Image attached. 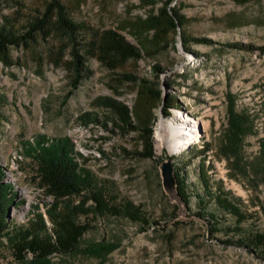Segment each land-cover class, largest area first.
Here are the masks:
<instances>
[{
  "label": "rangeland",
  "instance_id": "374dc122",
  "mask_svg": "<svg viewBox=\"0 0 264 264\" xmlns=\"http://www.w3.org/2000/svg\"><path fill=\"white\" fill-rule=\"evenodd\" d=\"M43 1L0 0V21L3 16L14 17L19 28ZM62 1L73 19L99 30L115 28L132 43L136 38L130 21L160 4V0L153 5L143 4L144 0ZM174 3L184 20L168 33L165 47H149L148 53L142 51L140 57L114 67L87 57L89 74L65 98L69 76L64 66L51 60L58 44L54 33L27 47L9 46L11 62L0 60V167L15 193L7 221L25 222L31 205L43 208L51 201L24 152L37 133L69 136L80 152L79 164L99 181L106 199L115 205L128 202L143 217L82 213L77 220L88 227L77 249L50 254L48 264H264V241L252 238L255 232H264V52L220 45L264 44V0ZM180 32L208 36L214 42L183 44ZM150 34L142 36L147 39ZM156 64L159 69L154 71ZM125 74L146 77L152 86L163 88L162 105L153 107L151 156L135 153L144 150L142 128L118 125L115 110L95 101L112 97L130 107L136 82L125 79ZM230 100L248 124L247 132L235 141L227 130ZM162 119H175L179 129L187 123L193 132L179 152L159 146L156 131ZM200 163L207 194L198 172ZM174 169L189 194L186 206L178 205L174 193ZM217 189L245 211L244 218L216 205ZM201 208L204 215L197 213ZM207 211L215 216L208 218ZM93 242L114 247L103 255L82 251ZM30 256L27 252L23 260L16 259L6 235L1 236L0 264H30Z\"/></svg>",
  "mask_w": 264,
  "mask_h": 264
},
{
  "label": "trees",
  "instance_id": "16d2710c",
  "mask_svg": "<svg viewBox=\"0 0 264 264\" xmlns=\"http://www.w3.org/2000/svg\"><path fill=\"white\" fill-rule=\"evenodd\" d=\"M158 0H144L143 4L153 5ZM172 3V4H171ZM154 9V10H153ZM184 15L175 5L174 0H160L156 8H152L145 16L136 17L130 21L131 30L136 43L126 40L115 28L96 29L83 21L73 19L62 0H44L40 9L21 22L16 28L14 17L3 16L0 21V60L4 64L11 62L9 46L22 45L27 47L38 37L45 40L54 33L58 44L51 55L55 65L66 68L69 76L68 88L63 94L67 97L86 77L90 69L85 60L89 56L96 57L102 64L114 67L128 58H138L142 51L148 53L149 47H165L168 33L179 28ZM151 31L149 37L143 38V32ZM183 44L189 41L212 43L214 40L204 35H189L180 32ZM221 46L243 49H258L264 52V44L254 45L242 41H225ZM158 65L153 66L157 71ZM125 79L136 82V93L129 107L127 104L112 97H100L95 101L110 107L118 114V125H128L132 129L142 128L144 136V150L136 151L140 156L153 154L152 123L153 107L162 105L163 93L160 87L151 85L152 80L125 74ZM172 104L168 105V108ZM228 135L234 141L248 130L246 117L233 110L232 100L227 106ZM96 120V119H94ZM133 120V121H132ZM25 155L34 165L35 176L45 192L51 196V201L41 208L31 205L30 216L25 222L14 224L7 221L8 207L14 197L12 183L4 181V172L0 167V238L4 234L12 248L14 257L23 260L29 252L30 264H48V256L52 253H65L77 249L79 237L87 229V222L77 220L78 215L87 212L94 213H123L131 219H143L137 209L130 203L121 205L110 203L103 188L95 176L78 162L80 152L74 149V143L67 135L48 137L43 133L32 136L24 148ZM198 172L203 185V193H208V185L204 180L203 165H198ZM176 190L179 199L186 206L189 194L185 191V183L174 169ZM71 196L77 198L71 199ZM216 205L233 214L237 219L245 217L237 203L231 200L221 189L213 195ZM87 200H90L87 203ZM204 215V211H197ZM208 218L215 214L205 212ZM252 238L264 241V232H255ZM228 241L229 239H224ZM113 243L93 242L82 248V251L92 255H103Z\"/></svg>",
  "mask_w": 264,
  "mask_h": 264
},
{
  "label": "bare ground",
  "instance_id": "6f19581e",
  "mask_svg": "<svg viewBox=\"0 0 264 264\" xmlns=\"http://www.w3.org/2000/svg\"><path fill=\"white\" fill-rule=\"evenodd\" d=\"M187 123H183L179 129L175 119H162L157 127L156 136L159 142V146L168 145L172 153L179 152L181 149V143L187 141L193 132L187 128ZM204 128H207L208 123L201 121Z\"/></svg>",
  "mask_w": 264,
  "mask_h": 264
},
{
  "label": "water",
  "instance_id": "95a60500",
  "mask_svg": "<svg viewBox=\"0 0 264 264\" xmlns=\"http://www.w3.org/2000/svg\"><path fill=\"white\" fill-rule=\"evenodd\" d=\"M162 89V92H163V88H161ZM165 155V154H164ZM166 158H169L168 156H166L165 157V159ZM172 176H173V182H174V193H175V196H176V199H177V202H178V205L180 206V205H183V206H185L184 204H183V202L179 199V196H178V194H177V190H176V182H175V176H174V174H173V171H172Z\"/></svg>",
  "mask_w": 264,
  "mask_h": 264
}]
</instances>
